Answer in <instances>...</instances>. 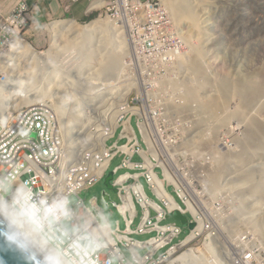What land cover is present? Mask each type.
<instances>
[{"label": "built area", "instance_id": "built-area-1", "mask_svg": "<svg viewBox=\"0 0 264 264\" xmlns=\"http://www.w3.org/2000/svg\"><path fill=\"white\" fill-rule=\"evenodd\" d=\"M67 1L75 3L79 0ZM160 4L153 1L149 3L153 10ZM33 9L27 3H22L8 15L0 13V52L25 30ZM118 9V19H121L124 17L123 5L119 3ZM157 11L163 22L146 26L145 22L135 19L137 36L133 33L134 25L131 23L129 26L133 45L129 69L136 88L123 106L122 111L126 112V116L122 117V123L114 131L107 128L106 132L110 133L108 141L115 138L118 129H121L117 141L111 145L105 144L104 149L98 147L91 154L72 156L69 161H65L63 137L55 112L46 105L23 107L10 119L0 118V175H12L14 179L29 184L34 192H43L49 197L54 196L61 185L71 189L74 195H79L101 181L111 163L120 158L121 165L116 173L120 170H125V173L119 175L114 186L123 191V204L126 196L130 195L131 198L128 210L123 212L119 208L127 221L126 232L117 228L113 234L110 229L108 235L105 231L107 228H103L94 216H81L72 206L74 215L69 223L76 229L87 225L88 232L97 237L94 245L85 252L89 264H168L181 249L179 246L186 242L185 247L192 246L193 250L189 257L191 264L205 263L203 251L207 243H212L216 253L219 252L227 264H264V214L255 211V202L247 201L246 192L235 189L239 185V178L236 177L238 173L234 176L236 168L232 167L244 166L243 172H258L264 162L245 160L242 166L233 162L228 170L222 172L221 190L213 193L211 177L216 173L219 163L243 154L246 158L251 156L240 148L244 137L224 135L217 140L202 136L163 135L156 128L172 123L157 116L151 117L145 109V105L150 103L145 95L154 87L153 81L178 80L177 67L184 53L180 42L164 41L157 37L159 24L171 26L166 11L162 8H157ZM110 12L108 10L106 14ZM151 113L156 114V111L151 110ZM134 119L140 129L142 142L132 127ZM123 140L125 143L120 145L119 142ZM143 179L157 200L149 198ZM160 180L164 181L162 187ZM249 182L250 185L246 187L251 189L255 182L253 178ZM166 193L173 200H169ZM78 205L85 207L81 198ZM239 206L245 211V216L256 212L253 218L258 223V230L249 223L232 227L238 223L236 208ZM246 207L250 211L245 210ZM178 210L195 222L196 227L184 242L155 257L183 232L175 222L163 224L168 213L175 214ZM139 217L140 223L133 230ZM82 218H85L84 224ZM222 227L231 231L228 245L220 243L219 230ZM153 233L155 236L145 241L130 237ZM119 244L129 250L132 261L125 257ZM141 251L145 253L141 254Z\"/></svg>", "mask_w": 264, "mask_h": 264}, {"label": "rangeland", "instance_id": "rangeland-1", "mask_svg": "<svg viewBox=\"0 0 264 264\" xmlns=\"http://www.w3.org/2000/svg\"><path fill=\"white\" fill-rule=\"evenodd\" d=\"M111 1L112 0H110V3ZM152 1L159 2L161 4L153 10L149 5ZM119 3L122 4L124 8V17H121L124 21L118 19L120 16L117 15ZM192 3L195 7L193 16L199 22L198 30H195L192 27L190 16H187L186 14H183L182 16L171 12L163 0H123V2H121V0H113L107 8L98 10L97 13L81 22L75 21L80 25H87L99 18L109 19L118 28V30L113 32V40L115 42L114 47L118 48V41H126L128 39L126 31L128 30L129 32V26L131 23L134 25L133 33L137 36L135 19L141 23L145 22L146 26H149L151 23H159L160 21L163 22L157 8L164 9L170 17L171 26L169 27L168 24L166 26L161 25L162 23L159 24L157 37L164 41L176 40L180 42L184 49V53L186 52L185 54L189 52L191 44L196 43L199 39L200 42L202 41L207 50H209V53H211L212 58H206L208 61H204L205 67L203 66V72L198 75V77L207 75L209 80V84L207 85L208 87L206 86L203 88L200 94L203 98L208 97V95L211 97L210 109L213 110L212 114H215V111L221 114L222 111L220 112V110H226L228 117L219 123L215 119L208 123L200 124L201 122L197 119L201 111L194 113L192 110L193 108H197L198 103L188 97V88L183 85V81L188 75V71L186 69H182L180 71L177 70L179 73L177 81L171 82L170 79L159 81L155 80L153 81L154 87L145 95L146 98H148L146 100H150V103L145 105V109L149 112L150 116H157L158 118L168 120L172 123L169 125L165 124L158 126L156 129H158L161 134L169 136L190 135L210 137L217 140L222 138L224 135L244 137L240 143L242 151L244 149L243 143H245L246 140L251 141L250 139L253 137L252 141H258L261 145L255 150H252V148H250V150L247 148L246 150L244 149L245 152L251 156L246 158L244 155L243 161H254L255 159L263 160L264 0H192ZM108 10L111 12L107 15L105 11ZM155 16H158L161 20ZM65 20L74 19L63 18L45 20L34 18L28 22L20 39L28 42L41 53L47 52V50L51 49L54 44H57L58 46H64V44H75L71 41L72 38L70 36L56 35L52 34L50 31L49 24L51 25L55 21ZM196 31L200 33L199 39H197L198 34ZM188 37H190V41H192L187 45L184 38ZM127 46L128 47H126L120 61L126 65V70L122 74L124 75L123 78H119L118 76L115 78H102L103 75H97V72L92 73V71L95 70V64L99 60L97 53L93 52L92 57L89 60H86L88 55H86L84 59V57H82L74 48L57 53L55 59L50 63V65L49 63L45 66L36 65L33 68L34 71L28 69L26 66L23 71L28 84L32 82L33 89L42 92L44 91L48 97L53 96L54 98L65 99L68 107H72L74 105L73 103L82 104L81 107L83 109V113L90 116V121L83 120L79 124L74 125L72 128H66L65 133L67 140L66 146L64 147L66 159L70 157V154L78 156L92 147L94 145V143H92V138L96 136L94 134L97 133L96 131L98 129L103 126L105 127V125L108 126H106L107 128L113 129V122L105 115L107 108L106 103H103V99L109 98L106 92H108L111 87L121 86L124 88V83H131L126 99H129L130 95L135 92L136 87L133 84V80L129 72V55L133 48L130 50L129 44H127ZM11 48L12 47H5L3 54H11L12 56L14 54V59L10 56L12 60L10 62L17 64L19 62V57L17 56L18 53L11 50ZM89 49L90 47L87 46L85 50L87 54L90 53ZM81 64H83V66L79 67ZM5 76L6 74L4 71L0 70V83L4 80ZM91 78L94 79L90 81ZM215 79H217V83L212 82L215 81ZM242 85L257 92L258 97L254 99L253 103L250 102V98H242L240 93L236 91L235 88ZM226 89L228 91H226ZM222 90L225 91L221 92L224 94H220V91ZM56 92H58V96ZM19 94L22 95V91H19ZM223 95V98L226 99L225 109L222 105H217L220 103V101L218 102V99ZM116 102L117 101L114 102V100H111L113 105H115ZM118 109L119 112L116 115V120H118L117 127L118 124L122 123V117L126 116V112H121V109ZM151 110L156 111L157 115L152 114ZM200 117L202 118V116ZM190 122H192V124H190ZM215 126L218 127L215 128ZM132 127L142 142L141 132L135 119L132 122ZM246 134H248V136ZM115 141L116 139H113L109 142V144ZM122 143L124 142H120V144ZM233 162L242 166V162L239 161V157L230 159L227 158L225 162H221L218 165H220V170L224 171L225 169H229L227 167ZM120 163L121 159L117 158L112 163L109 172L117 168ZM232 167L236 168V173L238 172L237 170L244 169V166L239 167L238 165H233ZM124 172L125 170H120L119 173L116 174V177ZM258 172H260L264 177V167ZM236 173L234 176H236ZM249 173L250 172H248V174ZM142 182L149 197L157 200L153 193L149 190L144 179ZM249 183L247 184L249 185ZM211 186L214 191L213 193H215L216 189L214 185L212 184ZM261 188H264V184L260 185V188L257 190L259 191ZM235 191L236 190L233 192ZM104 192H106L111 198L109 205H106L104 202ZM80 198L84 200L86 208H89L95 217L100 222L104 223L102 216L92 204V200L97 198V204L102 210L105 218L110 222L112 228H117L119 224L121 230L126 231V220L122 215H120L117 207L113 205V202L121 204V197L117 192L108 189L105 186V178L89 189L83 190L79 196L74 195V202L72 206H74L76 212L80 211L78 206ZM245 210L250 211V208L246 207ZM255 211L264 214V207H260ZM139 220V218L136 219L134 227H136L139 223ZM170 222H173V220H166L163 224ZM82 223H85V218H82ZM68 225L70 228L75 229L70 223H68ZM178 226L182 228L183 232L179 238L174 239L173 245L179 244V242L190 233L188 225H183L178 222ZM259 229L262 228L260 227ZM227 232H229L226 234L227 237L231 238V231L228 229ZM153 236H155V233L150 235H132L135 240L139 241H145ZM226 240L227 239H225V241ZM120 248L128 259H133L131 253L124 245L120 244ZM190 248L191 247L182 248L173 259H176V257L180 256ZM165 250L166 248L160 250L159 253H163ZM141 253L143 254L144 252L141 251ZM217 255L221 257L219 252H217ZM157 256L158 254L156 257ZM173 259L171 261H173Z\"/></svg>", "mask_w": 264, "mask_h": 264}, {"label": "bare ground", "instance_id": "bare-ground-1", "mask_svg": "<svg viewBox=\"0 0 264 264\" xmlns=\"http://www.w3.org/2000/svg\"><path fill=\"white\" fill-rule=\"evenodd\" d=\"M121 2H123V0H121ZM163 2L166 4V6L171 12L182 16L183 14L190 16L192 27L195 30H198L199 22L193 16V13L195 12V7L192 3V0H163ZM49 26L52 34L68 35L72 38L71 41H73V43L75 44L72 45L64 44V46H58L57 44H54L52 45L51 49L47 50V52L41 53L38 52L28 42L23 41L20 38L16 39L11 46L12 47L11 50L18 53V55L17 54L16 55L19 57L18 58L19 62L17 64H15L14 62H10L12 61L10 57L12 56L11 54H3L0 57V70L1 71L3 70L4 73L6 74L4 80L0 83V118H2V120L10 119L12 114H14L18 109L22 108L23 106L29 107V106H37V105H47L55 112L57 116L61 128V133L63 136L64 147H65L67 140L65 133L66 128L67 127L72 128L74 125L79 124L83 120L90 121V116L85 115L83 113V109L81 107L82 104L73 103L74 105L72 107H68L65 99L56 98V97L54 98L53 96L48 97V95L44 91L42 92L33 89L32 82L28 84V81H26L25 75L23 74V71L25 70L26 66L28 67V69L34 71L33 70L34 66L36 65L45 66L47 63H49L50 65V63L55 59L57 53L74 48L79 52V54L82 57H84V59L86 55H88V58L86 60H89L92 57L93 52L97 53V55L99 56V60L95 64V70L92 71V73L97 72V75H103L102 78H109V77L115 78L117 76L119 78H123L124 75L122 74L126 70V65L120 62L121 56L125 52L126 47H128L127 44H129L130 50L133 48L131 41L132 36H130L127 30L126 35L128 34V39L126 41L125 40L118 41V48H115L114 47L115 42L113 40V32L115 30H118V28L114 25V23H112L107 18L96 19L87 25H80L74 20H65V21H55L51 25L49 24ZM196 32L198 34L197 39H199L200 33L198 31ZM184 40L187 43V45L192 41V40L190 41V37L184 38ZM87 46L90 47L89 54H87L85 51ZM13 56L12 59H14ZM206 58L209 59L212 58L211 53H209V50H207V48L204 46L202 41L200 42L199 39L196 41V43L190 45L189 52H187V54H184L180 64L178 65L177 70L180 71L182 69H186L188 71V75L186 76L185 80L183 79L184 80L183 85L188 88V93H187L188 97L192 98L193 100L196 101V103H198V105L196 104L197 108H193L192 110L194 111V113H198V111H201L197 119L198 121L201 122L200 124H205L215 119L219 123L228 117L227 111L220 110V112L222 111L221 114H219V112L216 111L215 114H212L213 110L210 109L211 97L208 95V97L203 98L200 94L202 89L209 84L207 75L203 77L201 76L198 77V75L203 72V66L205 65V62L208 61L206 60ZM82 66L83 64L79 65V67ZM93 79L94 78H91L90 81H92ZM212 82L217 83L218 81L217 79H215V81ZM130 86L131 83L126 82L123 85L124 88H122L121 86L111 87L110 90L106 92L109 98L103 99V103H106L107 106L105 115L113 122L112 124L113 129L117 127L118 120H116V115L119 112L118 108H120L122 112L123 106L126 105V102L128 100L126 99L127 98L126 95L129 93ZM235 89L236 91H238V93H240V96L242 98L244 97L250 98L251 103H253L256 97H258L256 91L250 90L244 85L238 88L236 87ZM19 91H22L23 94L20 95ZM226 91L228 90L226 89ZM221 92H225V91L223 90L220 91V94H224ZM56 94L58 96V92H56ZM123 97L125 100L123 99ZM223 97L224 95L222 97L220 96V98L218 99V102L220 101V103H218L217 105H222L223 108L225 109L226 99ZM111 100H114V102L117 101L116 102L117 105L116 104L113 105V103H111ZM200 116H202V118ZM106 126L107 125H105V127L103 126L102 128L98 129L96 131L97 133L95 134L93 133L94 135H96L95 137L92 138V143H94V145L81 155L91 154L92 152L97 151L98 147H101V149L105 148L106 141L110 135V133L106 132L108 127ZM216 127L218 126H215V128ZM246 135L248 136V134ZM252 138L250 139L249 137L251 141H248L245 138L246 141L245 143H243L244 144L243 148L245 150L246 148L248 150H250V148H252V150L253 149L255 150L261 145V143H259L258 141H252ZM244 149L243 152H245ZM72 156H77V155L70 154V157L66 159L63 149V157L64 159H66L65 161H69L72 158ZM238 157H239V161L243 162L244 154ZM256 161L264 162V159L263 160L255 159L253 162ZM217 168L218 169L216 170V173L213 174V177H211V183H210L211 185L212 184L214 185L216 189L215 193L221 190L222 183L220 180H221L222 172L228 170L225 169L224 171H221L220 165H217ZM227 168L230 167L228 166ZM237 171H238L237 172L238 175L236 177L239 178L238 180L239 185L235 189L238 192H246L248 194L246 198L247 201L255 202V205H253V207H256V209L260 207H264V188H261L259 191L257 190L258 188H260V185L264 184V177L261 175L260 172H255V170H249L250 172L249 174L248 172H243L244 169H240ZM251 177L253 178L255 185L251 189H249L246 186L248 185L247 183H249ZM159 184L162 187L164 181L160 180ZM231 190H227V192ZM166 196L169 198V200H173L170 194L166 193ZM130 205H131V198L130 195H128L124 198V204L119 205V208L123 212H125L126 210H128ZM240 207L241 206L236 208L238 223L233 225L232 227H237L239 224L249 223L255 229L258 230V223L253 218V216L256 215V212L252 213L251 216L248 217L245 216V211L243 210V208ZM106 228L108 229L107 230L105 229V231L107 232L108 235H110L109 226ZM227 230L228 229L225 227L224 228L222 227L219 230L220 243L224 245L229 244L230 237H227L226 235L228 234ZM120 238L122 237L120 236ZM225 239L227 240L225 241ZM186 244L187 242L181 245L180 247H184ZM192 254L193 251L189 249L180 256L176 257V259H173V261H171L169 264H191V260L189 257ZM203 255L205 258L204 264H227L224 261V259H221V257L217 255L215 248L212 246V243H207L205 245V250L203 251Z\"/></svg>", "mask_w": 264, "mask_h": 264}, {"label": "clouds", "instance_id": "clouds-1", "mask_svg": "<svg viewBox=\"0 0 264 264\" xmlns=\"http://www.w3.org/2000/svg\"><path fill=\"white\" fill-rule=\"evenodd\" d=\"M23 3H27V2H23ZM75 3H69L67 1L66 9L69 10L70 4H75ZM111 3H109V5ZM31 7L34 9H33L32 17L28 20V22L34 19L35 9L37 8V6H31ZM95 8L97 7L95 6ZM8 14H3V15H8ZM21 34L16 39H19L21 37ZM129 34L131 36L130 29H129ZM12 44L7 47H11ZM3 50L0 52V57L3 55ZM132 51L133 49L131 50V53ZM185 53H183L182 57L184 56ZM181 59H180V62H181ZM23 107H27V106H23ZM29 107H32V106H29ZM120 131L121 130L119 128L116 133L115 138H112L109 141L107 139L106 144L111 145L115 143L118 139V135ZM113 139H116V141L109 144V142L112 141ZM120 142L125 143L124 140ZM124 143L120 145H123ZM110 167L107 170L103 179L107 177ZM117 168L112 170L114 171V177H113V180L111 181L113 185H114V181L119 177V175H121L119 174L116 177V174L119 173V172L116 173ZM117 189L119 190L117 193L120 195L121 200H122V196L124 195V193L119 188ZM109 199L110 200L108 202V205L111 202L110 196H109ZM73 202H74V192L71 189H66L63 185L58 187L56 194L54 196L49 197L47 194L43 192L41 193L34 192L33 188L29 184L14 179L12 175H0V253L6 252V251L13 253L21 259L23 264H89V258L85 255V252L94 245L97 237L94 234L88 232L87 225L83 226L80 229H76L77 227H74V226L72 227H74L75 229L69 227L68 223L70 220H72L73 215H74L73 208H72ZM92 204L95 206V208L98 210V212L102 216L104 223L100 222L95 217L93 212L89 208H86V206L80 207L78 205L80 208V211L76 212L75 210V212L81 216H87L88 218H92L94 216L95 219L100 223V225L103 228H106L104 227V225L107 224V227L109 226V231L111 229L113 234L117 232V228L121 230V227L119 226V224L117 228L115 229L112 228L110 222L105 218L102 210L99 208L97 204V198H94L92 200ZM121 204H117L113 202V205L117 207L118 211H119V205ZM138 209H140V207H138ZM176 213L173 215H176ZM168 214H172V213H168ZM168 214H167V220H173V222H170V223H174V222L177 224L178 222L181 223L180 220L168 218ZM120 215L122 214L120 213ZM183 215L186 216L185 214ZM187 219H188V223L183 224V225L189 226V223H191L192 221H190L188 217ZM139 223H140V220H139ZM192 223H195V222H192ZM166 224H169V223H166ZM134 226H135V223H134ZM134 226L132 227L133 230L136 228ZM195 227L193 229H195ZM125 228L127 230V221H126ZM193 229H190V231ZM121 231L126 232L123 230ZM130 237L133 238L132 235ZM185 238L180 242H184ZM179 244H175V245H179ZM172 246H174L173 242L169 246L166 247V250H168ZM119 247H120V244H119ZM184 247H180V248L182 249ZM190 247H191L190 249L192 250V246ZM186 248H188V246ZM194 248H197V247H194ZM143 252L145 253V251ZM69 253H71V256H69ZM159 254L161 253H158V255ZM171 260L168 262V264L171 262ZM0 264H6L2 255H0Z\"/></svg>", "mask_w": 264, "mask_h": 264}, {"label": "crops", "instance_id": "crops-1", "mask_svg": "<svg viewBox=\"0 0 264 264\" xmlns=\"http://www.w3.org/2000/svg\"><path fill=\"white\" fill-rule=\"evenodd\" d=\"M23 2L37 6L34 18L45 20L68 18L81 22L98 10L106 8L110 0H80L70 4L69 10L66 9L67 0H0V12L8 14Z\"/></svg>", "mask_w": 264, "mask_h": 264}, {"label": "water", "instance_id": "water-1", "mask_svg": "<svg viewBox=\"0 0 264 264\" xmlns=\"http://www.w3.org/2000/svg\"><path fill=\"white\" fill-rule=\"evenodd\" d=\"M113 177H114V171H111L109 172V174L107 175V177L105 178V186L108 188V189H111L115 192H118L119 190L117 188L114 187V185L111 183V181L113 180ZM103 197H104V202L106 203V205H108V202H109V196L104 193L103 194ZM168 218H173V219H176V220H180L182 224H187L188 223V219L186 216H184L180 211H178L176 213V215H173V214H168ZM196 226L195 223H189V228L190 229H193L194 227ZM0 255L3 256L6 264H23V262L21 261V259L13 254V253H10V252H3V253H0Z\"/></svg>", "mask_w": 264, "mask_h": 264}]
</instances>
